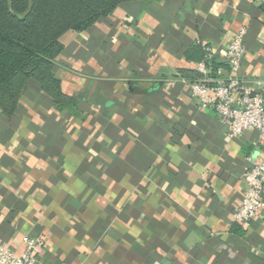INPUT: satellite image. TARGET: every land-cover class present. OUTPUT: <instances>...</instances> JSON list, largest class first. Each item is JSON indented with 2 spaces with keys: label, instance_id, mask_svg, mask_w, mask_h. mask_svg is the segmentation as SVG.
Returning a JSON list of instances; mask_svg holds the SVG:
<instances>
[{
  "label": "crops",
  "instance_id": "1",
  "mask_svg": "<svg viewBox=\"0 0 264 264\" xmlns=\"http://www.w3.org/2000/svg\"><path fill=\"white\" fill-rule=\"evenodd\" d=\"M243 28L238 79L262 93L264 0L128 2L67 33L66 102L31 81L14 116L0 112V243L20 255L34 237L37 264H264V209L234 220L264 140L229 137L195 103L203 75L185 56L210 48L229 79Z\"/></svg>",
  "mask_w": 264,
  "mask_h": 264
},
{
  "label": "trees",
  "instance_id": "2",
  "mask_svg": "<svg viewBox=\"0 0 264 264\" xmlns=\"http://www.w3.org/2000/svg\"><path fill=\"white\" fill-rule=\"evenodd\" d=\"M151 0H0V112L13 117L29 82L37 83L57 105L66 102L56 77L62 38L82 33L124 3ZM206 47L186 53L190 62L206 60ZM213 70L225 67L216 60Z\"/></svg>",
  "mask_w": 264,
  "mask_h": 264
},
{
  "label": "built area",
  "instance_id": "3",
  "mask_svg": "<svg viewBox=\"0 0 264 264\" xmlns=\"http://www.w3.org/2000/svg\"><path fill=\"white\" fill-rule=\"evenodd\" d=\"M247 29L237 32L226 49V64L231 77L224 78L222 67L213 70L214 52L206 49V60L199 65L203 78L189 85L192 99L203 110L214 111L228 128V135L237 138L247 131H255L264 140V91L256 93L244 85L238 75L246 50L244 39ZM245 189L234 220L242 227H249L264 209V157L252 164L244 177ZM25 250L16 254L13 249L0 243V264H37L39 242L34 237L24 240Z\"/></svg>",
  "mask_w": 264,
  "mask_h": 264
},
{
  "label": "clouds",
  "instance_id": "4",
  "mask_svg": "<svg viewBox=\"0 0 264 264\" xmlns=\"http://www.w3.org/2000/svg\"><path fill=\"white\" fill-rule=\"evenodd\" d=\"M99 127V126H98ZM104 138L103 137H101V140H103ZM3 149L2 148H0V154H3ZM9 155H11V152H9L8 153ZM93 155H96L95 153H93ZM35 163V160L33 159L32 161H30V164H34ZM28 183H31V178H29V181H28ZM121 204H123V201H121ZM0 219H2V217H0Z\"/></svg>",
  "mask_w": 264,
  "mask_h": 264
}]
</instances>
